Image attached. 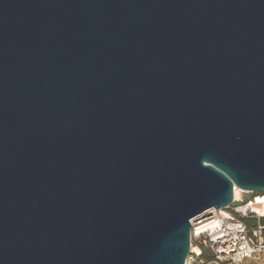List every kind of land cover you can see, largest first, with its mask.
Segmentation results:
<instances>
[{
    "label": "water",
    "instance_id": "95a60500",
    "mask_svg": "<svg viewBox=\"0 0 264 264\" xmlns=\"http://www.w3.org/2000/svg\"><path fill=\"white\" fill-rule=\"evenodd\" d=\"M234 189L264 194V0H0V264H185Z\"/></svg>",
    "mask_w": 264,
    "mask_h": 264
},
{
    "label": "built area",
    "instance_id": "2783aa9c",
    "mask_svg": "<svg viewBox=\"0 0 264 264\" xmlns=\"http://www.w3.org/2000/svg\"><path fill=\"white\" fill-rule=\"evenodd\" d=\"M228 209H211L191 220V249L185 264H204L202 248H207L221 263L243 264L264 258V194H250L247 200L236 198ZM256 220L252 229L244 219Z\"/></svg>",
    "mask_w": 264,
    "mask_h": 264
},
{
    "label": "trees",
    "instance_id": "16d2710c",
    "mask_svg": "<svg viewBox=\"0 0 264 264\" xmlns=\"http://www.w3.org/2000/svg\"><path fill=\"white\" fill-rule=\"evenodd\" d=\"M244 223L249 227V229H252L255 224H256V220H253V219H244L243 220ZM262 224H264V219L262 220ZM200 260L204 263V264H225V263H221L219 262L218 260L215 259L214 255L205 247L202 248V253H201V256H200ZM264 262V258L263 257H260L259 259L258 258H254V259H251V260H247L245 261L244 263H247V264H252L253 262Z\"/></svg>",
    "mask_w": 264,
    "mask_h": 264
},
{
    "label": "rangeland",
    "instance_id": "374dc122",
    "mask_svg": "<svg viewBox=\"0 0 264 264\" xmlns=\"http://www.w3.org/2000/svg\"><path fill=\"white\" fill-rule=\"evenodd\" d=\"M240 194H241V197L244 199V200H247L249 197H250V194L249 193H245V192H242V191H239L237 190L236 193H235V196L236 198H240ZM249 263V262H247ZM247 263H243V264H247ZM252 264H264V262H253Z\"/></svg>",
    "mask_w": 264,
    "mask_h": 264
},
{
    "label": "bare ground",
    "instance_id": "6f19581e",
    "mask_svg": "<svg viewBox=\"0 0 264 264\" xmlns=\"http://www.w3.org/2000/svg\"><path fill=\"white\" fill-rule=\"evenodd\" d=\"M237 190H239V189H236V191H237ZM236 191H235V193H236ZM239 191H240V190H239Z\"/></svg>",
    "mask_w": 264,
    "mask_h": 264
}]
</instances>
